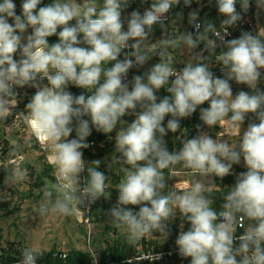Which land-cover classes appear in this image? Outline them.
I'll list each match as a JSON object with an SVG mask.
<instances>
[{
  "label": "clouds",
  "instance_id": "obj_1",
  "mask_svg": "<svg viewBox=\"0 0 264 264\" xmlns=\"http://www.w3.org/2000/svg\"><path fill=\"white\" fill-rule=\"evenodd\" d=\"M130 2L52 0L40 6L42 0H22L18 15L14 0H0V122L14 115L19 103L15 89L34 88L25 111L15 119L23 116L50 152L47 160L55 169V181L45 182V198L36 212L73 216L85 202L91 205L110 196L108 176L97 170L101 161H85L82 149L90 147L86 139L92 128L104 134L115 130L119 155L109 167L118 166L122 179L108 215L129 245L154 233L167 238L169 223L179 216L189 227L185 231L181 224L175 245L190 264H264V91L258 88L264 70V29L226 39L252 0H215L224 17L219 28L201 21L199 9L190 11L187 20L195 34L176 27L182 12L176 13L168 31V14L181 0H151L143 13L133 10L123 17ZM192 3L183 0L185 7ZM254 3L259 15L264 0ZM156 25L162 38L153 43ZM53 36L58 42L50 44ZM201 43L204 47L196 51ZM176 53L188 57L179 70L174 67ZM154 56L158 63L126 82L130 69L143 67ZM213 57L223 78L210 69ZM231 81L251 92L233 95ZM69 85L89 94L74 95ZM162 88L169 95L159 98L156 93ZM206 102L207 108L200 107ZM198 107L203 125L221 130L213 138L197 125L198 135L185 136L179 150L169 151L165 137L181 131V120ZM248 114L258 122H250L242 132ZM128 116L134 117L130 123L123 119ZM73 131L76 138L69 139ZM11 143L12 155H17L19 145ZM241 161L246 171L223 193L217 211L213 205L220 187L214 178L233 174V165ZM178 176L191 179L169 187L167 181ZM27 179V168L12 167L4 183L13 187ZM129 206H138V211ZM239 229L243 232L237 235ZM41 255L25 247L20 264H37ZM160 258L147 253L138 261Z\"/></svg>",
  "mask_w": 264,
  "mask_h": 264
},
{
  "label": "rangeland",
  "instance_id": "obj_2",
  "mask_svg": "<svg viewBox=\"0 0 264 264\" xmlns=\"http://www.w3.org/2000/svg\"><path fill=\"white\" fill-rule=\"evenodd\" d=\"M195 6V9L201 10V8H198V4ZM148 7L149 5L146 4L139 11L143 13ZM192 10L194 9L191 8L185 14V18L183 13V20L176 23L179 31L191 32V25L188 24L187 16ZM127 16L128 14H124L123 17ZM160 29L157 25L154 27V31L150 37L151 42L155 43L162 38V30ZM169 29H172V25L169 26ZM169 29L168 31H170ZM187 58V54H184L182 55V59H177L181 60V65H183V61ZM152 65L150 64L149 68ZM261 71L263 77L264 70ZM140 73L143 74L144 72L141 71ZM236 87H238L237 91L242 87L246 90L248 89L246 85H238L234 81L232 89ZM18 89L19 103L17 108L14 109V115L6 121L0 122V170L5 173L6 177L7 171L12 167L27 168L28 179L13 187L4 183L3 187L0 188V199L2 202H7L4 207H0V248L6 251L19 250L21 253L25 247L36 248L39 252L54 249L58 252L67 251L71 253L75 249H80L90 254L94 252L95 255L91 254V257L96 261L99 257L100 248L105 247L107 241L113 242L116 239H123L125 236L124 231L116 228L114 224L107 227V223L102 220L99 214L107 201L114 200V189L122 179V173L119 171L118 166L113 165V167H109L113 156L117 155L115 153V136L113 139H109L113 140L109 151L114 150L111 153L108 151L102 157L95 159L101 161L100 167L97 170L103 173L107 172L106 176H108L107 184L110 196L108 198L101 197L98 200V213H94L91 216L90 222H82L78 214L66 217L50 213L46 216H40L36 212V209L45 198V182L55 181V169L47 160L50 152L46 146L36 140L31 129L24 122L23 116L15 119L16 113L25 111V106L32 96L30 87ZM218 129H220L219 126L217 129L215 127L212 129L207 128L205 132H208L215 138L216 134L212 133V131L215 132ZM222 139L228 140V137L224 136ZM12 141H16L19 145L17 155H12ZM229 142H235V138ZM93 147L96 148V145H93ZM244 168L243 161H241L240 164L233 165L232 172ZM85 173L87 174L86 171ZM189 179H191L189 176L173 177L169 179V187L173 186L176 182L186 183ZM214 179L216 181L217 178ZM167 241L168 239L161 237L160 233H154L153 236L145 237L141 240L137 244V247L147 252L154 248L156 243L161 247H165Z\"/></svg>",
  "mask_w": 264,
  "mask_h": 264
},
{
  "label": "trees",
  "instance_id": "obj_3",
  "mask_svg": "<svg viewBox=\"0 0 264 264\" xmlns=\"http://www.w3.org/2000/svg\"><path fill=\"white\" fill-rule=\"evenodd\" d=\"M204 1H206L207 3L199 11V16L201 18V21L208 20L210 22H213L216 26L220 25V22L224 17H222L219 14L217 7H216L215 0H204ZM14 3L17 6L16 12L19 15L21 13L22 0H14ZM50 3H52V0H48V4H50ZM150 3H151V0H147V2H145L143 4L141 3V0H131L129 6L125 9L122 16H124V14L129 15L133 10H140V8H142L146 4H148L150 6ZM195 5H197V2H196V0H193V3H192L190 8L185 7L183 5V0H181V4L179 6L174 7L173 10L171 11V13H170L171 20L175 19L176 13H178V12L184 13V18H185V14ZM237 10L241 11L240 6H239V2L237 3ZM241 15H243V12H241ZM171 20L166 23V24H168V29H169V26L171 25ZM157 27L160 29L159 25H157ZM169 30H170L169 31V33H170L172 29H169ZM244 31L252 32L251 29H246ZM191 32H192V26H191ZM241 32L242 31H238L233 38H238L240 36ZM48 39H49L50 44L58 42L57 36H53V37H50ZM203 47H204V44L201 43L196 50L199 51ZM219 51H220V49H217V52H219ZM205 55H208V53H205ZM215 62H216L215 58L213 57L212 61L210 62V69L213 71L215 76L223 78L224 73L221 71H218L217 70L218 68L213 66ZM183 66H184V64L182 65V67ZM136 75H142V74L140 73V71H138L136 73ZM44 83H47V81H45ZM230 83H231V86L234 85V81H231ZM258 88L261 91H264V75L261 78V81L258 85ZM30 90H31V95H34L36 90L34 88H30ZM68 90L70 92H72L74 95H79L81 93H84L85 95L89 94V93H87L86 90L76 88L75 86H72V85H69ZM232 90L237 91L238 87L233 88ZM241 90L251 92L250 89L246 90V89H244V87L239 89V91H241ZM239 91H237V92H239ZM237 92H233L234 95ZM156 95L159 98H163V97L169 95V93H167L166 89L162 88L156 93ZM200 107L207 108L208 103L206 102L204 105H201ZM169 118L170 117H166L165 126L167 123V119H169ZM85 119H87V117H85ZM123 119H125L126 121H128L130 123L132 121V119H134V117L128 116V117H124ZM250 122H258V121H256L254 114H249L247 116L246 123L249 124ZM180 123H181V131H178L177 133L169 132L167 134V136L165 137L166 144H167L169 151L179 150L182 147L181 140L185 136L187 138H192V137L198 135L199 133L197 130V125H200L201 130H203V131L207 130V126L203 125L202 121H200V119H199V107H198L197 111L195 113H193V115L191 117L186 118V119H182ZM217 127L218 126H215L216 129H217ZM184 130H186V132H184ZM115 134H116L115 130L110 134H104L102 132H97L95 130V128H92L91 135L89 137H87L86 142H88L90 144V141L93 140L94 144H90V147L87 149H82V151L84 153L85 161L91 162L98 157H102L106 152H108L111 149L112 142H113V140H109V139L110 138L113 139ZM72 138H76L75 131H73V133L69 137V139H72ZM93 145H96L97 149L94 148ZM117 155H119V154H117ZM243 171H246V168L237 169L236 171L232 172L233 174L224 177L222 180L220 178L216 179L215 183L220 187V191H217L215 193V202L213 205L214 209L219 211L220 205L223 203V198H222L223 193L224 192L226 193L227 190L231 186L234 185L236 176L240 172H243ZM106 173L107 172L105 171L104 174L106 175ZM4 177H5V173L0 170V188H2L4 185ZM167 183L170 186L169 180L167 181ZM114 190H115V194L113 197L114 200L107 201V203L104 205L103 209L99 213L101 215L102 220L107 223V227H109L111 224H113L108 213H109V210L116 204L117 198H118V191L116 189H114ZM98 203H99L98 200L94 203V206H93V209L91 212V216H93L94 213L95 214L98 213V211H97ZM6 204H7L6 201L2 202L0 199V207H4ZM129 207L132 208L133 211H138V206H129ZM181 224L184 225L183 230L186 231L188 229L189 225L186 222L182 221L179 216H177V218L174 221L169 223L170 234L167 237L168 241H167L166 246L161 247L158 243H156V245H154L155 246L154 249L156 251L163 250L162 248L174 250L172 255H166V256L158 259V260H153V261L140 260V261H138V259L136 257L140 254L141 249H139L137 247V245H129L127 243V240H126V236H124L123 239H116L113 242L107 241V245L105 247L100 248L99 257L96 261L93 259V257H91V254L89 252L83 251L80 249H75L71 253L68 252V258L70 261H72L75 264H129V261H131L132 264H190V258L181 257L178 253V248L175 245V240L177 238V235L181 231ZM41 253H42V255L39 257V259L42 261L52 263V262H56V261L61 260L59 257V253H61V251L58 252V251H55L54 249H51L49 251H43ZM20 258H22L21 251H19V250L6 251L5 249L0 248V263L9 262V261L17 260Z\"/></svg>",
  "mask_w": 264,
  "mask_h": 264
},
{
  "label": "built area",
  "instance_id": "obj_4",
  "mask_svg": "<svg viewBox=\"0 0 264 264\" xmlns=\"http://www.w3.org/2000/svg\"><path fill=\"white\" fill-rule=\"evenodd\" d=\"M47 4H48V0H42V3L40 6H45ZM168 15H169V20L166 21V23L171 20L170 13ZM242 16H243V19L240 22H238L237 26L228 29V31L230 32V35L228 37H226V39H232L238 31H244L246 29L253 30L254 28H256L258 23L264 18V11H260L259 15H257V9L255 7L254 0H252L249 11L247 13H243ZM200 20H201V18H200ZM217 27L219 28V25ZM125 30H126V24H125ZM192 32L195 33V30L193 28H192ZM125 51H128V50H125ZM17 58H18V56H17ZM120 59H123V55L120 57ZM213 66L217 67L218 71L223 72L221 70V65H219L218 63H215ZM174 67L177 70L181 69L182 68L181 60L177 59L174 63ZM139 69H140V67H133L132 69H130L129 73L127 75V78H126V82L131 81L132 77L134 75H136V73L139 71ZM130 87H131V85H130ZM18 90H19L18 88L15 89V91L17 93H18ZM90 144H94V141L93 140L90 141ZM86 177H87V174L85 172L82 173L81 180H80V186L81 187L84 186V180ZM93 206H94V204L89 205L87 202H85V204L81 206V209L79 210L78 215L80 216L79 218L82 222H87V223L90 222L91 212H92ZM242 232H243V229H239L237 232V235L242 234ZM173 252H174L173 249H163V250L156 251L154 248H152L151 250H148L147 252L141 250L140 254L136 258L138 259L147 253L148 254L151 253L154 256L159 254L160 257L162 258L166 255H172ZM65 255L67 256V259L62 258ZM59 257L61 259L60 261H56V262H52V263L42 261L38 258L37 264H75L69 260L67 251H61V253H59ZM21 260H22V258L17 259V260H12L9 262L0 263V264H20Z\"/></svg>",
  "mask_w": 264,
  "mask_h": 264
},
{
  "label": "crops",
  "instance_id": "obj_5",
  "mask_svg": "<svg viewBox=\"0 0 264 264\" xmlns=\"http://www.w3.org/2000/svg\"><path fill=\"white\" fill-rule=\"evenodd\" d=\"M206 1H204V0H199V3H197L198 4V8H202L204 5H206ZM196 8V6H193L192 7V9H195ZM260 29H264V18L258 23V25H257V27L256 28H254L253 30H252V34L253 35H256L258 32H259V30ZM176 55H177V58L178 59H182V56H179L180 54H177L176 53ZM151 61V62H150ZM150 61H148L143 67H140V69H139V71L141 72H145V71H147V69L149 68V65L150 64H156V62L157 61H159V59L158 58H156L155 56L150 60ZM109 66H111V65H109ZM247 118V117H246ZM247 126H248V124L246 123V119H245V122H244V124L242 125V132H243V130L244 129H246L247 128ZM118 127H119V125H118ZM221 129H218V130H216L215 132L214 131H212V133H217V132H219ZM114 149H112L111 151H109V153H111L112 151H113Z\"/></svg>",
  "mask_w": 264,
  "mask_h": 264
}]
</instances>
